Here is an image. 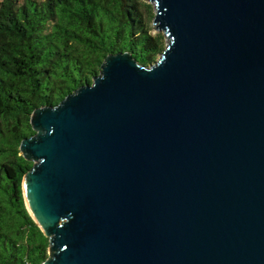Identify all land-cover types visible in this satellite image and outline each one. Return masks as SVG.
I'll return each instance as SVG.
<instances>
[{
  "label": "water",
  "instance_id": "1",
  "mask_svg": "<svg viewBox=\"0 0 264 264\" xmlns=\"http://www.w3.org/2000/svg\"><path fill=\"white\" fill-rule=\"evenodd\" d=\"M166 47L33 111L41 264H264V0H150Z\"/></svg>",
  "mask_w": 264,
  "mask_h": 264
},
{
  "label": "trees",
  "instance_id": "2",
  "mask_svg": "<svg viewBox=\"0 0 264 264\" xmlns=\"http://www.w3.org/2000/svg\"><path fill=\"white\" fill-rule=\"evenodd\" d=\"M153 17L146 0H0V264L48 257L21 190L33 166L19 151L35 134L31 114L91 84L108 55L154 63L166 38L151 34Z\"/></svg>",
  "mask_w": 264,
  "mask_h": 264
},
{
  "label": "rangeland",
  "instance_id": "3",
  "mask_svg": "<svg viewBox=\"0 0 264 264\" xmlns=\"http://www.w3.org/2000/svg\"><path fill=\"white\" fill-rule=\"evenodd\" d=\"M19 1V3H22L24 0H18ZM146 3L148 4V5H151L152 6V12H153V14L155 13V11H154V6H153V4H151L150 3V0H146ZM150 27L152 28V30H151V34H156V33H159V32H156L155 31V29H154V25H153V19L151 20V22H150Z\"/></svg>",
  "mask_w": 264,
  "mask_h": 264
}]
</instances>
